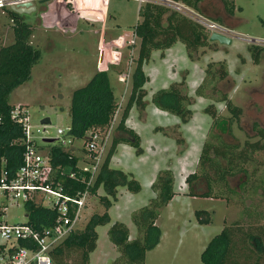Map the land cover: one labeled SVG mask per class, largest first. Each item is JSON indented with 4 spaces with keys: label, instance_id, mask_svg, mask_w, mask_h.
<instances>
[{
    "label": "rangeland",
    "instance_id": "rangeland-1",
    "mask_svg": "<svg viewBox=\"0 0 264 264\" xmlns=\"http://www.w3.org/2000/svg\"><path fill=\"white\" fill-rule=\"evenodd\" d=\"M67 1L48 0L39 3L38 0H33L35 11L23 14V20L32 29L30 44L39 51L40 59L31 70L30 80L12 92L8 102L12 106L21 105L28 109L33 136L37 138L35 144L37 148L47 152L50 147L58 145L57 131H65L70 126L68 112L73 92L86 86L96 73L104 71L108 75L110 85L115 92L116 103L119 106L114 119L113 131L106 145L107 149L115 137V128L120 113L127 103L131 90L132 74L139 49V40L133 37V32L134 27L140 21L138 17L140 1ZM167 1L169 2L144 0L142 3H159L168 6L199 24L204 31L206 29L201 23L202 19L219 26L213 21L214 18H219L227 30V27L231 28L227 31L222 27L231 42L228 45L209 42L210 47L198 50L200 58L196 62L188 59L186 50L180 43H177L171 52L166 54L165 60L159 58L160 51L152 52L149 63L143 67V72L149 77V82L144 85L145 108L149 117L147 122L152 119V114L162 116L160 124L163 126L171 124L172 121H178L179 125H183L181 129L184 133L182 135L178 131L172 136L174 138L179 135L180 138L183 137L186 150L182 156L178 157L179 151L184 146L179 145L178 147L175 145L176 142L161 133L152 134L150 139L154 142L145 147L144 156L134 157L126 166L134 170V178L140 186L146 175L149 177L153 172L152 176L155 179L158 170L162 168V170L171 171L173 175L175 195L160 211L156 222L160 229V240L155 248L145 254L144 264H202L200 256L209 241L224 227L239 220V213L244 208L255 207L258 198L249 199L242 195L229 194L230 201H226L223 198L193 197L188 194L189 189L184 180L195 171L204 141L213 142L207 138L211 127V117L198 111L206 108L211 101L196 97V89L202 81L204 83L206 79H209L204 74L207 64H212V70L216 71L217 64L224 63L228 73L227 78L216 82V90L227 93L232 104L241 108L243 114L240 122L232 123L230 134L222 135L223 139L228 143H238L241 147L245 141L257 140L254 136L253 125L257 124L264 128V53L261 63L254 65L248 48L250 45L264 47V0H228L234 5L232 16L224 11L221 0H204L200 4L202 15L181 3L173 4L170 0ZM174 5H180L183 8L179 9ZM207 13L212 15L207 16ZM206 33L209 36L211 34L208 30ZM12 42V23L7 13L0 9V47ZM113 55H117V59ZM127 74L129 78L124 77ZM183 76L185 85H187V94L194 100L189 107L192 116L186 124H181L175 116L155 109L150 100L156 91L167 89L170 82H180ZM205 93L208 95L210 91L207 90ZM215 105L221 118H229L223 104ZM44 118L50 119L49 125H40V121ZM134 118L140 119L136 124L139 128L136 130L145 138L150 124L144 125L141 122L143 117L138 111ZM37 130L39 133L36 132ZM166 131L171 133V130L166 129ZM203 132L205 139L202 137ZM213 132L221 134L219 129ZM42 139L55 141L46 143ZM82 146V141H75L73 146L64 149L79 156V167H83L82 162L86 160ZM251 166H257L258 173H260L261 169H264V153L255 154L254 164ZM251 166L247 169H252ZM228 181L230 187L237 190L242 181V175L231 177ZM196 187L197 195L206 191L204 182ZM146 191L141 187V191L134 194L136 199L132 209L146 202L143 195L150 193ZM132 195L119 200L120 208L116 204L114 209L109 210L111 223L115 220L125 224L130 240L136 237V230L131 221V213L136 209L130 211L131 208L125 207L124 204L133 197ZM36 202L40 205L38 198ZM41 205L49 206L46 201ZM260 209L259 207L258 210ZM197 211L210 214V222L199 224L195 215ZM25 212L24 204H10L2 221L10 225L26 223L28 219ZM103 212L104 208L97 196L92 201V209L88 214L85 213L78 231L85 227L92 215H101ZM108 229L109 224L96 228L98 239L96 249L90 254L89 264H111L112 260L117 257V250L108 238ZM77 256V253H73L71 260H67L66 264H72V259H76Z\"/></svg>",
    "mask_w": 264,
    "mask_h": 264
},
{
    "label": "trees",
    "instance_id": "trees-1",
    "mask_svg": "<svg viewBox=\"0 0 264 264\" xmlns=\"http://www.w3.org/2000/svg\"><path fill=\"white\" fill-rule=\"evenodd\" d=\"M171 1L181 3L201 14L200 4L204 0ZM221 2L224 11L232 16L233 3L228 0ZM2 9L12 23L13 42L0 47V164L4 162L5 169L13 172L22 163L25 145L21 126L11 120L10 112L14 106L10 105L8 100L12 92L30 80L31 70L38 63L40 53L30 44L32 29L23 20V15L5 7ZM138 17L140 21L134 27L133 33L139 40V49L132 74L131 90L115 128L120 136L112 139L91 189V194H95L99 188L103 190V195L98 198L104 212L101 215H92L82 230L72 233L50 253L53 264H66L67 260H71L73 253L78 256L72 259V264H89L90 254L96 249L98 239L96 228L107 224L108 238L118 253L111 264H144L145 254L159 243L160 229L156 222L160 211L175 195L171 171L161 170L157 173L151 184L154 197L131 213L136 237L130 240L127 226L121 222L111 223L108 210L117 201L119 187L131 194H137L141 191V186L131 173L112 169L109 163L120 143L130 145L137 156L143 152L138 136L126 128L125 121L131 108L142 111L146 107L144 85L148 78L144 75L142 67L150 60L152 52L160 51L163 56L164 51L180 43L184 46L188 59L196 62L200 58L198 50L210 47L211 44L208 40L209 34L203 27L168 6L145 2L139 7ZM214 19L219 26H223L219 18ZM248 51L254 65L261 63L263 46L250 45ZM217 66L215 71L212 70V64H207L204 74L209 79L202 82L196 90V97L211 101L203 112L211 117L207 138L213 142L204 141L196 169L185 178L184 183L189 189L188 194L193 197L223 198L230 201L229 194L242 195L249 199L257 197L258 203L255 207L244 208L239 213V220L230 223L214 236L201 253L200 260L202 264H264V169L258 173V167L251 166L254 164L255 154L264 153V128L254 124V136L257 140L245 141L242 147L238 143L225 142L222 135L230 134L232 123L240 122L243 113L241 108L232 104L227 93L216 90V82L224 81L228 74L224 63H218ZM185 84L183 76L179 83H171L167 89L156 91L150 99L155 108L177 117L181 124H186L192 116L189 107L193 104V99L188 96ZM207 90L210 91L208 95L205 93ZM215 104H223L229 118H221ZM117 109L107 73H96L86 86L72 94L68 112V134L75 140H84L92 131H103L109 127ZM178 129L179 126L171 133L161 128H156L155 131L172 136ZM215 129L221 130V134H215ZM174 139L177 145L184 144L180 135ZM64 149L58 142V145L47 150L52 173L56 182L64 186L63 191L66 194L75 195L77 191L84 190V184L78 180H70L69 173H75L78 179L87 175L78 169L79 156ZM248 166L252 169L248 170ZM236 175H242V181L238 189L234 190L230 187L228 179ZM203 182L206 191L197 195L196 185ZM25 211L27 222L38 229L49 227L56 216L54 211L31 203L25 204ZM195 215L199 224L210 222V214L205 211H197ZM20 245L23 246L24 243L21 242Z\"/></svg>",
    "mask_w": 264,
    "mask_h": 264
},
{
    "label": "built area",
    "instance_id": "built-area-1",
    "mask_svg": "<svg viewBox=\"0 0 264 264\" xmlns=\"http://www.w3.org/2000/svg\"><path fill=\"white\" fill-rule=\"evenodd\" d=\"M18 0H0V9L15 4ZM183 8L180 5H174ZM202 25L209 33H225V29L213 22L202 19ZM134 35V33H133ZM135 38V35L133 36ZM125 75V78H129ZM119 110V106L117 111ZM108 128L103 131L90 132L84 140H75L65 131L58 130L57 135L61 146H73L75 141H82V150L86 155L83 167H79L87 176H78L69 173L70 180H78L84 184L83 191H77L75 195H68L63 191L64 186L56 182L53 177L51 159L48 151L43 152L35 144L36 137L31 126V116L24 106H14L10 112L11 120L20 125L23 132L25 150L22 155V163L16 171L5 169L4 162L0 166V264H53L50 253L72 233L79 230L85 213L92 209V201L97 197L91 194V189L100 172L101 165L109 149L107 142L113 131L114 119ZM2 117L0 116V125ZM44 131V130H43ZM39 133V131H36ZM43 140V139H42ZM81 148V147H80ZM45 153V154H44ZM87 177V178H86ZM39 199L40 205L37 204ZM44 201L48 207L42 206ZM31 203L54 211L56 216L49 227L35 228L28 222L10 225L2 221L7 207L10 204ZM24 245L21 246L20 243Z\"/></svg>",
    "mask_w": 264,
    "mask_h": 264
},
{
    "label": "crops",
    "instance_id": "crops-1",
    "mask_svg": "<svg viewBox=\"0 0 264 264\" xmlns=\"http://www.w3.org/2000/svg\"><path fill=\"white\" fill-rule=\"evenodd\" d=\"M23 1H30L31 3H32V6L34 7V5H33V0H23ZM39 1H41V0H38V2ZM48 1V0H47ZM69 1V0H68ZM67 1V2H68ZM140 1V4H139V6H141L143 3V1L144 0H139ZM164 1H166V2H169V1H167V0H164ZM171 1V0H170ZM173 4L175 3L176 4V2H173V1H171ZM69 4V3H68ZM212 12V11H211ZM208 14V16H210V15H212L211 13H207ZM222 27H224V26H222ZM225 28V27H224ZM226 29V28H225ZM227 30V29H226ZM229 31H230V29H228ZM227 30V31H228ZM177 44V43H176ZM176 44L174 45V46H172L171 48H169V49H167L166 51H164L163 52V56H161V53H160V59H162V60H165L166 59V54H169V52H171V50L173 49V47H175L176 46ZM149 63V61L147 62V63H145L144 65H143V67L146 65V64H148ZM143 67H142V71H143ZM144 73V72H143ZM144 75H145V73H144ZM147 78H148V80H147V82L146 83H148L149 82V77L147 76V75H145ZM174 80V79H173ZM173 80H171V81H173ZM181 81V80H180ZM203 82V81H202ZM171 83H179V82H170L169 84H171ZM186 83V82H185ZM201 85V84H200ZM199 85V86H200ZM187 86V85H186ZM198 86V87H199ZM198 87H197V89H198ZM112 89H113V87H112ZM186 89H187V87H186ZM196 89V90H197ZM113 93L115 94V92H114V89H113ZM187 93H188V90H187ZM115 96V95H114ZM201 99H203V98H201ZM193 103H194V100H193ZM155 109H157V108H155ZM204 109V108H203ZM203 109H201V110H198V111H200V112H203ZM158 110V109H157ZM133 111H135V112H133ZM138 110L136 109V108H131V110H130V112H129V115H128V117H127V119H126V121H125V126H126V128H128V129H130V130H132L137 136H138V138H139V144H140V147H141V149L143 150V152H142V154L140 155V156H144V154H145V147H147V145H149L151 142H154L153 140H151L150 139V137H151V135L153 134V135H155V134H157V133H161V132H156L155 131V129L156 128H161V129H164V130H174L177 126H179V129H178V131L183 135V133H184V131L181 129V126H183V125H179L178 124V121H172L171 122V124H168V125H165V126H163L162 124H160L161 123V115L160 114H156V115H154V114H152V116H151V120H150V122H147V119L149 118L148 117V115H147V113H146V108L144 109V110H142V111H138V112H140V114H141V116L143 117V119H141V122L145 125L146 123H149L150 124V126L147 128V130H146V134H145V138H143V135H142V133H140V132H138V130H136L137 128H139L136 124H137V122L140 120L139 118H134V116H135V114H136V112H137ZM169 115V114H168ZM154 116V117H153ZM158 124H160L159 126H157ZM173 128V129H172ZM144 130H145V128H144ZM140 131H142V130H140ZM117 134H119V133H117V132H115V137H119L120 135H117ZM161 134H163V133H161ZM166 138H168V139H170V140H172L173 142H175V139H174V137L173 136H171L170 134H168V135H165V134H163ZM205 135H204V132H203V134H202V137H204ZM206 137V136H205ZM205 137H204V139H205ZM182 139H183V137H182ZM144 141V142H143ZM183 141H184V139H183ZM175 145H177V143H175ZM178 147H179V145H177ZM182 146H184V148H182L180 151H179V154H178V157H180V156H182L183 155V153L185 152V150H186V145H182ZM151 148V147H150ZM152 149H154V148H152ZM173 149V148H172ZM135 155V156H134ZM134 157H138L136 154H135V151H134V149L130 146V145H128V144H125V143H120V144H118L117 145V147H116V151H115V153L113 154V156H112V158H111V160H110V163H109V167L110 168H112V169H117V170H121V171H123L124 173H131L133 176H134V174H133V172H134V170H132L129 166V168H127V163L131 160H133V158ZM168 159H170V158H168ZM117 161V162H116ZM198 161V160H197ZM80 162V161H79ZM79 164V163H78ZM163 169V168H162ZM162 169H160V170H162ZM160 170H158V171H160ZM126 171V172H125ZM130 171V172H129ZM153 173V172H152ZM152 173H151V175H149V177H151V179L148 177V175H146V177H144L143 178V184L141 185V187L143 188V190H147L146 192H150V193H145V195H143V197L146 199V202H143V204H141L142 206H144V205H146L147 203H148V201L151 199V198H153L154 197V194H153V192L151 191V184H152V182L154 181V179H153V177L154 176H152ZM155 173V172H154ZM139 174H140V172H139ZM142 176V175H141ZM135 177V176H134ZM149 179H148V178ZM197 189V188H196ZM117 192H118V195H117V201L115 202V203H113V205L111 206V208H115V205L117 204L118 206H119V208H120V199L121 198H125V197H128V196H131L132 194L131 193H129V192H127L124 188H121V187H119L118 189H117ZM131 194V195H130ZM103 195V190L102 189H99L98 191H97V196L99 197V196H102ZM133 197L131 198V199H128V201L124 204V206L125 207H129V208H131V210L130 211H133V210H135V209H138V208H140V207H142V206H135V208H133L132 209V206L134 205V203H135V195L133 194L132 195ZM142 199V198H141ZM149 199V200H148ZM136 207H138V208H136ZM111 208H109V210L111 209ZM109 210H108V214H109ZM130 213V212H129ZM113 222H118V221H113Z\"/></svg>",
    "mask_w": 264,
    "mask_h": 264
},
{
    "label": "water",
    "instance_id": "water-1",
    "mask_svg": "<svg viewBox=\"0 0 264 264\" xmlns=\"http://www.w3.org/2000/svg\"><path fill=\"white\" fill-rule=\"evenodd\" d=\"M44 2H47V0L39 1V3H44ZM9 9L12 12L19 14V15L29 14L35 11V7L32 6V3L30 1H23V0H18V2H16L15 4H11L9 6ZM208 40L210 43L216 42L220 45H228L231 42L229 37H227L224 34L217 33V32H212ZM113 56L115 57V59H117V55H113ZM113 63H115V61ZM49 124H50L49 118H44L40 121L41 126H47ZM54 141L55 140L53 139H43V142H46V143H52Z\"/></svg>",
    "mask_w": 264,
    "mask_h": 264
}]
</instances>
